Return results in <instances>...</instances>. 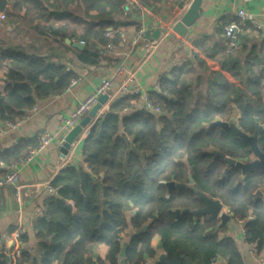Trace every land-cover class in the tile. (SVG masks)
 Returning <instances> with one entry per match:
<instances>
[{
  "label": "trees",
  "instance_id": "trees-1",
  "mask_svg": "<svg viewBox=\"0 0 264 264\" xmlns=\"http://www.w3.org/2000/svg\"><path fill=\"white\" fill-rule=\"evenodd\" d=\"M7 1L8 11L24 26L37 30L31 24L38 19L62 45L66 39L83 42V48L75 50L84 65L98 63V46L118 44V34L110 38L118 26L134 24L128 20L123 0ZM241 28L249 32L236 35L233 52H228V41L222 37L215 47L200 49L204 58L200 52L194 54L196 67L189 60L180 62L160 78L159 91L148 93L160 113L141 110L125 116L130 101L139 98L135 96L111 103L94 119L82 145L86 168L67 167L58 172L50 182L56 197L44 204L42 215L32 223L39 249L34 255L24 250L15 257L0 254V264H86L101 244L108 248L105 261L119 264L125 243L126 264H146L145 255L147 259L155 256L150 245L154 236L165 253L154 264H245L231 238L218 239L224 227L218 228L216 220L191 213L175 217L176 209L203 207L192 186L168 187L172 180L184 183L188 175L199 192L245 221L244 240L260 252L264 248V200H254L253 195L264 182V170L243 174L231 167L225 172L226 162L214 153L248 162L250 146L232 129L211 126L219 118H229L234 106L241 112L237 127L245 134L253 135L256 123L261 126L257 144L264 152V105L260 101L264 32H255L256 40L251 26ZM207 60L217 67H208ZM0 63L8 68L0 93V125L22 117L39 101L62 94L77 79L65 60L53 61L21 43H1ZM122 135L131 139L135 149L127 161ZM37 145L19 143L0 155V163L9 167ZM128 228L130 235L124 241L121 233ZM17 238L23 243L28 240L26 233ZM96 264L103 262L98 259Z\"/></svg>",
  "mask_w": 264,
  "mask_h": 264
},
{
  "label": "crops",
  "instance_id": "crops-1",
  "mask_svg": "<svg viewBox=\"0 0 264 264\" xmlns=\"http://www.w3.org/2000/svg\"><path fill=\"white\" fill-rule=\"evenodd\" d=\"M4 1V10L0 11L5 15V18L0 20V44L30 45L31 50L39 52L44 57L49 56L53 61L65 60L67 66L77 74L74 85L66 88L60 95L50 96L39 101L35 106L36 111L29 113L21 125L14 129H7L0 135V155L22 142L36 144L39 142V133L44 130L50 131L52 135L48 146L41 149L29 163L21 168L18 187L0 188V254L10 257L17 256L20 250L34 255L35 250L39 249L35 232L32 229V223L40 217L36 215L35 211L40 209L42 215L44 204L56 197L50 182L62 169L61 163L64 160H70L75 167L86 168L82 145L94 119L71 145L67 155L62 157L60 146L64 133L60 115H69L78 103L94 91L101 79L110 75L116 65L122 64L125 68L123 76L134 77L142 90V95L138 99L131 100V107L124 111V115L128 116L135 111L142 110L144 95L152 92L158 77L167 74L173 66L189 60L196 67L197 62L193 60L194 54L200 52V49L207 50L216 46L222 38L219 29L224 30L227 25L237 22V18L234 16L237 10L244 9L252 19L261 25L260 30H255L246 23L254 29L252 34H256V40L258 36L255 32H264V0H253L249 3H242L240 0H200L198 18L189 27L182 42L175 41L168 32L185 13L191 0H123L125 11L129 13L128 20L134 24L118 26L110 34V38L115 34L119 35L118 44L113 45L112 49L98 46L97 49L101 50L98 63L84 65L77 60V51L75 50H81L83 47H72L66 40L62 45L60 39L50 33L48 25L38 19L31 24L37 27V30L30 26H24L22 20L8 11V1ZM23 14L24 10L20 12L21 16ZM140 27L144 29V33L136 39V31ZM241 29L239 30L240 34L249 32L247 29ZM156 32L158 33L152 37ZM146 33H149L148 38L145 36ZM134 39L136 40L135 44H133ZM66 46H71V48ZM203 56L201 53L202 58H204ZM207 63V66L211 68L213 63H210L209 60ZM213 65L214 68L217 67V64ZM7 71V65L0 63V93L4 91ZM260 101L264 105V79L260 83ZM109 105L102 106L97 118L107 111ZM240 116V110L233 106L229 118L226 117V122L231 123L232 121L237 126ZM216 121L223 120L219 118ZM130 146L132 147L131 140ZM251 160H253V156ZM246 162L242 161V163ZM9 167L0 163V171L4 170L3 173L7 172ZM190 178L191 176L188 175L187 181L184 183L172 180L168 183V187L185 188L190 185L194 188V181L191 178L192 184ZM17 193L19 194L18 199ZM258 198L264 200V182L254 192L253 199ZM68 204L73 209L72 203ZM222 212L227 213V208L223 206ZM229 216V221L221 226H219L220 220L214 219L218 228L224 227V231L218 233V239L231 238L245 264H264V248L257 252L254 244H247L244 240L245 221L238 220L230 214ZM130 230L128 228L121 233L124 241L128 240ZM19 233L27 234L28 240L25 243L18 240ZM160 244L157 236L151 239L150 245L155 251V256L154 259H147L145 255L146 264H154L156 259L165 255L163 250L158 248ZM107 249L105 244L97 246L90 259L86 257L85 263L96 264V261L100 259L103 264H109L105 261ZM118 261L120 263V258ZM51 264H57V262Z\"/></svg>",
  "mask_w": 264,
  "mask_h": 264
},
{
  "label": "built area",
  "instance_id": "built-area-1",
  "mask_svg": "<svg viewBox=\"0 0 264 264\" xmlns=\"http://www.w3.org/2000/svg\"><path fill=\"white\" fill-rule=\"evenodd\" d=\"M242 3H249L253 0H240ZM127 8V7H126ZM234 16L237 18V22L231 23L227 25L224 29L223 36L225 40L228 41V52H233L237 47V40L236 35L239 33V30L242 25L248 23L250 24L255 30H260L261 25H259L254 19L251 18L248 12H246L244 9H239L234 13ZM5 18L4 13L0 12V20H3ZM144 33V29L142 27L138 28L136 31V39L141 37ZM83 45V42H79ZM136 43V40L134 39L133 44ZM107 49H112V45H107ZM124 66L122 64H118L115 66L113 71L108 75L107 77L100 80L99 84L95 87L94 91L88 95L85 99H83L80 103H78L72 111H70L69 115L64 116L60 115V119L62 121V130L64 133V136L73 129L78 123L81 121V119L88 113V111L96 104L98 97L101 95H107V103L111 104L118 102L120 99L126 98V97H135L142 95V90L140 89L137 81L134 77L127 76L124 77ZM168 74V73H167ZM163 76V75H162ZM161 76L158 77V80L156 81L153 91H159V80ZM76 83V80H72L68 87L74 85ZM67 87V88H68ZM166 94V93H165ZM168 95V94H166ZM144 104L142 111L158 114L160 113V108L157 106H154L148 97V94L144 95ZM36 111V107L31 108L25 115H23L20 118L15 119L12 122H5L2 126H0V135H2L7 129H14L21 125V123L27 118L28 114L31 112ZM39 142L37 147L30 150L29 153L19 161H16L13 163L8 171L0 177V188L4 187H18L20 182V171L23 166H25L27 163H29L34 155H36L41 149L48 146L50 143V140L52 138V135L50 131L44 130L39 133ZM67 167H75L72 161L70 160H64L61 163V168H67ZM102 179V176H100L99 180ZM53 190V189H52ZM55 192V190H54ZM56 194V192H55ZM18 193L16 194V197L18 199ZM36 215L41 216V210L36 209L35 211ZM227 214L231 215V212L227 209Z\"/></svg>",
  "mask_w": 264,
  "mask_h": 264
},
{
  "label": "water",
  "instance_id": "water-1",
  "mask_svg": "<svg viewBox=\"0 0 264 264\" xmlns=\"http://www.w3.org/2000/svg\"><path fill=\"white\" fill-rule=\"evenodd\" d=\"M4 0H0V11L4 10ZM199 5L200 0H191L190 5L188 6L185 13L182 15V17L171 27L168 34L171 36L175 41L182 42L185 38L186 34L188 33L189 27L195 22V20L198 18L199 15ZM158 32L154 33L152 37L155 36ZM145 36L148 38L149 33H146ZM66 42L68 44H71L72 47L75 48H82L83 45L80 43L71 42L69 39H66ZM107 103V95H101L98 97V100L96 104L88 111V113L81 119V121L76 125L73 129H71L63 138L60 146V153L62 154V157L67 155L68 150L71 148V145L77 140L81 132L88 126V124L91 122L92 119L97 118V114L99 110L102 108L103 105ZM256 121V120H255ZM211 126H217L222 131L223 129L230 128L232 129L241 139H243L249 146L250 150L253 156V160L248 161L246 163H242L236 159L224 156L220 152H215L214 156L223 158L224 161L227 164V169L225 172L229 170L231 167H237L241 170L243 174L250 170L258 169V170H264V152L258 147L257 144V138L258 135L261 132V126L256 123L255 125V131L253 135H247L243 131H241L236 125L233 123H227L223 121H215L211 124ZM127 143V150L125 155V161H127L129 152L131 151L132 147L130 146V140L126 136L122 135ZM135 151V149L133 148ZM133 176H131V180H133ZM190 182L193 184L192 179L190 178ZM96 184L99 186V182L97 181ZM193 191L196 193L197 197L202 201L203 207L190 211L189 209L179 210L176 209L174 211L175 217L177 218L180 214H188L191 213L194 216L202 215L207 216L209 220L213 219H219L220 225H225L229 219L230 216L222 212V204L218 200H212L207 195H205L202 192H199L196 187L193 188ZM67 207L69 209H72L70 204H67ZM147 227L144 226L143 230H145ZM140 233L141 231H137ZM127 244L125 243L122 249L119 253L120 263L119 264H126L125 262V250H126ZM159 249H162V245L160 244L158 246ZM164 254L159 257V259H163ZM191 264V263H187Z\"/></svg>",
  "mask_w": 264,
  "mask_h": 264
},
{
  "label": "rangeland",
  "instance_id": "rangeland-1",
  "mask_svg": "<svg viewBox=\"0 0 264 264\" xmlns=\"http://www.w3.org/2000/svg\"><path fill=\"white\" fill-rule=\"evenodd\" d=\"M221 120H223V122H226V120H227V119H226V118H224V119H221ZM224 120H225V121H224ZM229 123H230V122H229ZM231 123H232V121H231Z\"/></svg>",
  "mask_w": 264,
  "mask_h": 264
}]
</instances>
